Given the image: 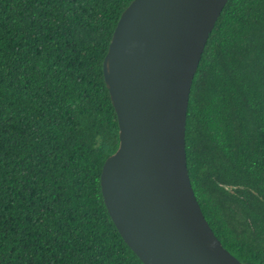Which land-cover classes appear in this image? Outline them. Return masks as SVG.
<instances>
[{
  "label": "trees",
  "instance_id": "1",
  "mask_svg": "<svg viewBox=\"0 0 264 264\" xmlns=\"http://www.w3.org/2000/svg\"><path fill=\"white\" fill-rule=\"evenodd\" d=\"M132 0H0V264H144L104 203L119 144L103 76ZM186 164L201 210L264 264V0H228L194 74Z\"/></svg>",
  "mask_w": 264,
  "mask_h": 264
},
{
  "label": "water",
  "instance_id": "2",
  "mask_svg": "<svg viewBox=\"0 0 264 264\" xmlns=\"http://www.w3.org/2000/svg\"><path fill=\"white\" fill-rule=\"evenodd\" d=\"M227 1L132 0L103 58L119 144L103 162L101 192L144 264H250L214 234L186 164L192 80Z\"/></svg>",
  "mask_w": 264,
  "mask_h": 264
}]
</instances>
